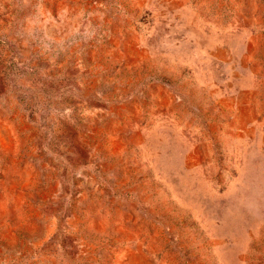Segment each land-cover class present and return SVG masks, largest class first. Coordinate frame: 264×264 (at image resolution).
I'll use <instances>...</instances> for the list:
<instances>
[{
    "label": "rangeland",
    "instance_id": "374dc122",
    "mask_svg": "<svg viewBox=\"0 0 264 264\" xmlns=\"http://www.w3.org/2000/svg\"><path fill=\"white\" fill-rule=\"evenodd\" d=\"M0 264H264V0H0Z\"/></svg>",
    "mask_w": 264,
    "mask_h": 264
}]
</instances>
